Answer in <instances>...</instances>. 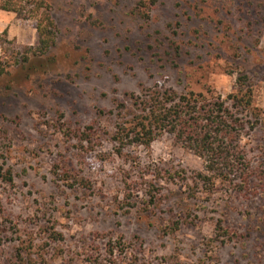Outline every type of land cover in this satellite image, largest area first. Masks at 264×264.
Instances as JSON below:
<instances>
[{
	"label": "rangeland",
	"instance_id": "374dc122",
	"mask_svg": "<svg viewBox=\"0 0 264 264\" xmlns=\"http://www.w3.org/2000/svg\"><path fill=\"white\" fill-rule=\"evenodd\" d=\"M50 5L43 55L35 20L0 10V58L17 53L0 74V264H264V181L241 192L213 178L204 193L205 160L170 135L120 150L110 139L131 96L224 99L244 76L259 123L239 147L264 174V0ZM217 224L235 236L221 241Z\"/></svg>",
	"mask_w": 264,
	"mask_h": 264
},
{
	"label": "trees",
	"instance_id": "16d2710c",
	"mask_svg": "<svg viewBox=\"0 0 264 264\" xmlns=\"http://www.w3.org/2000/svg\"><path fill=\"white\" fill-rule=\"evenodd\" d=\"M0 10L35 20L38 47L33 49L34 54L43 55L54 47L56 29L50 0H0ZM168 49L164 50L167 56L173 52L180 55L178 47ZM27 60L25 56L24 61ZM4 63L6 68L16 65L17 53L11 51L9 59L0 58V74L6 71ZM236 85V91L224 99L213 95L208 98L193 91L179 94L170 89H153L146 95L131 96L129 119L117 123L110 139L120 150L129 144L149 147L156 137L168 134L180 147L205 160L206 173L198 172L194 177L201 182L204 193H213V178L232 183L237 180L238 191H249L253 189V181L263 183L264 174H256L251 169L250 161L239 147V140L246 125L250 129L256 128L259 117L254 115L252 90L247 87L246 78L237 77ZM120 106L124 109L122 103ZM90 135L83 134L81 141L91 142ZM4 177L7 181L12 179L9 173ZM179 226L180 222L176 221L173 230ZM215 230L221 241L235 236L220 224ZM52 235L53 239L61 240L60 234L52 232Z\"/></svg>",
	"mask_w": 264,
	"mask_h": 264
}]
</instances>
